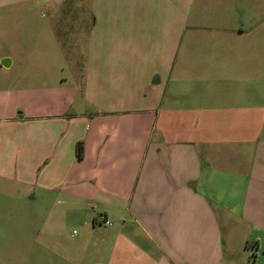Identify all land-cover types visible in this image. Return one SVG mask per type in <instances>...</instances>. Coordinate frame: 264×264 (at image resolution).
Instances as JSON below:
<instances>
[{
    "label": "crops",
    "instance_id": "obj_1",
    "mask_svg": "<svg viewBox=\"0 0 264 264\" xmlns=\"http://www.w3.org/2000/svg\"><path fill=\"white\" fill-rule=\"evenodd\" d=\"M23 4L53 31L0 67L52 62L0 85V179L67 203L92 264H264V0Z\"/></svg>",
    "mask_w": 264,
    "mask_h": 264
},
{
    "label": "rangeland",
    "instance_id": "obj_2",
    "mask_svg": "<svg viewBox=\"0 0 264 264\" xmlns=\"http://www.w3.org/2000/svg\"><path fill=\"white\" fill-rule=\"evenodd\" d=\"M69 17L66 11L56 14L60 20ZM54 18L44 7L30 12L24 4L0 7V48L5 47L8 34L48 38L53 28L47 22ZM17 45L31 46L21 39ZM40 51H46L41 43ZM8 52L14 63L7 70L0 67V85L12 79L29 83L30 79L42 78L51 67L52 59L47 56L23 59L16 56L15 50ZM63 67L66 73L64 63ZM32 192L35 196L30 199L32 193L26 187L0 179V264H92L94 253L88 237L71 215L68 204L42 190Z\"/></svg>",
    "mask_w": 264,
    "mask_h": 264
},
{
    "label": "built area",
    "instance_id": "obj_3",
    "mask_svg": "<svg viewBox=\"0 0 264 264\" xmlns=\"http://www.w3.org/2000/svg\"><path fill=\"white\" fill-rule=\"evenodd\" d=\"M95 223L105 227L112 226V222L108 220L104 215H98L97 218L95 219ZM73 234H75V231H73Z\"/></svg>",
    "mask_w": 264,
    "mask_h": 264
},
{
    "label": "trees",
    "instance_id": "obj_4",
    "mask_svg": "<svg viewBox=\"0 0 264 264\" xmlns=\"http://www.w3.org/2000/svg\"><path fill=\"white\" fill-rule=\"evenodd\" d=\"M80 149H81V143H77L76 144L77 156H80L81 155Z\"/></svg>",
    "mask_w": 264,
    "mask_h": 264
}]
</instances>
